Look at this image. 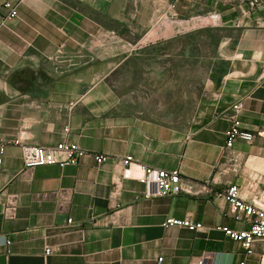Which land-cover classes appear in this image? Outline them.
I'll return each mask as SVG.
<instances>
[{
  "label": "crops",
  "instance_id": "obj_1",
  "mask_svg": "<svg viewBox=\"0 0 264 264\" xmlns=\"http://www.w3.org/2000/svg\"><path fill=\"white\" fill-rule=\"evenodd\" d=\"M0 0V8L3 2ZM18 14L0 29V264H260L264 240L248 254L216 230H248L228 203L210 195L144 198V185L122 177L119 159L179 169L216 188L236 183L256 201L264 190V5L249 0H9ZM214 37L206 93L191 119L173 126L163 107L141 106L116 89L128 74L163 82L169 50L179 66L180 36ZM171 47V49H170ZM144 70V71H143ZM255 134L223 154L231 106ZM73 104V105H71ZM68 127L67 133L64 128ZM263 132L262 134H257ZM76 143L92 155L79 164L24 169L12 141ZM234 155H237L234 160ZM11 198L16 217L5 219ZM190 218L203 230L165 226ZM9 241V243H7ZM46 247L53 253L44 255ZM158 258H162L158 262Z\"/></svg>",
  "mask_w": 264,
  "mask_h": 264
},
{
  "label": "built area",
  "instance_id": "obj_2",
  "mask_svg": "<svg viewBox=\"0 0 264 264\" xmlns=\"http://www.w3.org/2000/svg\"><path fill=\"white\" fill-rule=\"evenodd\" d=\"M248 5L254 9L262 7L264 0H249ZM18 14L17 4L9 0L3 2L0 8V29L6 21L15 18ZM73 105V104H71ZM229 115L230 126L226 132V142L223 147V154L231 151L233 144L242 140L251 142L255 138V134L243 128L240 121V113L243 109V103L237 102L231 106ZM68 127L64 128L67 133ZM258 132L257 134H262ZM12 143L20 148L21 159L24 169H31L36 166L59 165L66 164L77 165L81 159L87 155H92L97 164L103 163L108 156L102 153H91L81 148L76 143L62 141L54 146H42L30 144L22 141L20 137L15 138ZM6 144L0 141V164L3 161ZM237 155H234V160ZM118 163L122 164V177L129 178L133 176L132 168L137 166L139 174L137 179L144 185V198L169 197L179 194H187L192 196L210 195L219 198L228 203L234 216L245 218L250 224L248 230H232L227 226H217L216 230L224 232L230 238L240 242L246 253L253 251V243L256 240H264V190L260 193L256 201L248 200L241 195V187L236 184L216 188L212 182H199L190 180L182 175L179 169H160L145 164H136L132 156H126L119 159ZM264 182V180H263ZM17 206L11 198H6L3 204V216L5 219H14L16 217ZM165 226H181L192 231H200L204 226L200 222L192 221L190 218L178 219L169 217L164 222ZM9 243V241H7ZM53 253V248L46 247L44 255L49 256ZM162 258H158L161 262ZM196 264H206L203 257L196 259ZM240 264H244L241 262ZM260 264H264V254L260 258Z\"/></svg>",
  "mask_w": 264,
  "mask_h": 264
},
{
  "label": "rangeland",
  "instance_id": "obj_3",
  "mask_svg": "<svg viewBox=\"0 0 264 264\" xmlns=\"http://www.w3.org/2000/svg\"><path fill=\"white\" fill-rule=\"evenodd\" d=\"M195 36L193 33L180 36L178 68L169 50L168 75L163 82L150 83L149 77L134 73L115 77L114 86L121 91L137 92L140 98L133 100L137 105L166 108L167 114L161 116L167 118L170 125H186L192 116L194 96L207 91L211 64L217 53L214 37L205 34L198 37V42Z\"/></svg>",
  "mask_w": 264,
  "mask_h": 264
}]
</instances>
